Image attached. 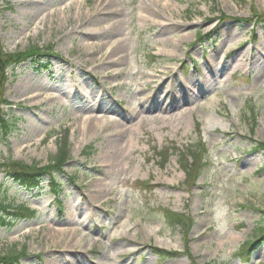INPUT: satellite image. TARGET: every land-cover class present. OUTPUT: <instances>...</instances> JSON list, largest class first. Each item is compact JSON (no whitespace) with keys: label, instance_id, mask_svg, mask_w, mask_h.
Listing matches in <instances>:
<instances>
[{"label":"rangeland","instance_id":"obj_1","mask_svg":"<svg viewBox=\"0 0 264 264\" xmlns=\"http://www.w3.org/2000/svg\"><path fill=\"white\" fill-rule=\"evenodd\" d=\"M102 1L0 0L10 7L4 50H53L47 70L30 60L8 68L4 113L15 127L0 137V161L45 165L65 131L69 146L63 171L40 188L0 172L4 199L37 211L0 228V252L24 248L17 264H190L169 209L191 216L194 264H264L263 241L239 252L264 217V17L253 15L264 0H112L101 13ZM187 77L193 96L157 106ZM200 143L205 167L188 190L175 150ZM164 146L162 167L154 151Z\"/></svg>","mask_w":264,"mask_h":264},{"label":"trees","instance_id":"obj_2","mask_svg":"<svg viewBox=\"0 0 264 264\" xmlns=\"http://www.w3.org/2000/svg\"><path fill=\"white\" fill-rule=\"evenodd\" d=\"M9 8L10 7L8 6L4 8L0 6V14L3 10L5 11ZM253 14L254 16L264 17V11L257 12L255 8H253ZM52 52L53 50L51 45L43 47L33 45L22 51H6L4 50L0 40V137L3 139H6L15 127V123L3 112V105L5 106L9 104L5 97V86L8 80V68L28 60L46 68V65L41 64V60L45 57H49ZM256 148L264 149V142L261 141ZM171 149L172 148L170 147H164L163 152H157L162 160V164L169 156ZM91 150L92 145H89L85 151L87 155L91 152ZM176 150L179 152L180 165L186 173L187 181L189 184L193 185L194 181L200 176L202 168L205 167L206 149L204 144L200 143L196 146L190 145L183 152L179 149ZM68 157L69 146L67 136H65L51 162L45 165H40L38 162L28 164L24 161L8 159L6 162L0 161V172L5 171L6 175L15 182L26 188H32L39 185L42 177L46 175L52 176L54 172H62L63 166ZM50 185L53 190L56 191L58 189L57 183L51 182ZM4 191V183L0 180V228H12L18 220L31 218L35 215V210H32L25 205H12L6 201L4 199ZM164 213L170 225H182L186 229V233L191 228L192 223L190 218L185 217L183 214L170 210H164ZM258 232L259 233L255 240H249L244 243L242 247H240L239 252L241 256H248V252L255 248L256 244L261 241L264 242V217H262V221L259 223ZM22 252H24V249ZM22 252H0V264H13L18 261L19 254ZM161 254L162 256L169 255V253L166 252H161Z\"/></svg>","mask_w":264,"mask_h":264},{"label":"bare ground","instance_id":"obj_3","mask_svg":"<svg viewBox=\"0 0 264 264\" xmlns=\"http://www.w3.org/2000/svg\"><path fill=\"white\" fill-rule=\"evenodd\" d=\"M100 5H98V9L101 10V13H104L106 11L115 9V7L113 6L114 3H112V0H103L102 2H99ZM142 8L146 9L147 13H154V9L152 8V6L149 7V5H142ZM116 14V12H115ZM117 16V14H116ZM168 28L166 27L165 30H167ZM165 43L170 44L171 41L170 40H166ZM120 46V45H118ZM208 68H210V65L208 66ZM163 74L164 71L163 70H159L157 71V73ZM183 83L186 85L185 87H180L178 89V91H176L177 94H173V96L171 94H169V96H167V98H165L163 101L158 102L157 106H161L163 109H168L171 106H174L177 104V102H179L180 100L184 99V98H189L191 96H193V94L195 93V89H193L196 86V83L194 82V80L189 77V78H185V80H183ZM168 91V88H165V92ZM170 93V91H169ZM32 97H29V100H31ZM81 264V263H78Z\"/></svg>","mask_w":264,"mask_h":264}]
</instances>
